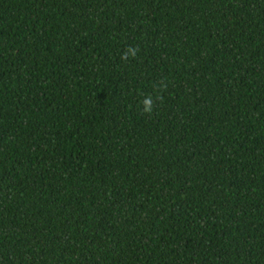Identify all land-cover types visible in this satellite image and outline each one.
Instances as JSON below:
<instances>
[{"label":"trees","instance_id":"obj_1","mask_svg":"<svg viewBox=\"0 0 264 264\" xmlns=\"http://www.w3.org/2000/svg\"><path fill=\"white\" fill-rule=\"evenodd\" d=\"M0 264H264V0H0Z\"/></svg>","mask_w":264,"mask_h":264},{"label":"clouds","instance_id":"obj_2","mask_svg":"<svg viewBox=\"0 0 264 264\" xmlns=\"http://www.w3.org/2000/svg\"><path fill=\"white\" fill-rule=\"evenodd\" d=\"M128 51H129V53L132 54V55L135 54V51H134L133 49H129ZM144 105H145V107H144V111H150V109H151V104H150V102H149L148 100H145V101H144Z\"/></svg>","mask_w":264,"mask_h":264}]
</instances>
